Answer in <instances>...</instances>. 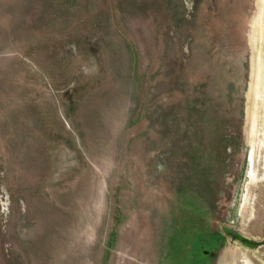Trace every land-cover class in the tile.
Returning a JSON list of instances; mask_svg holds the SVG:
<instances>
[{"label": "rangeland", "instance_id": "rangeland-1", "mask_svg": "<svg viewBox=\"0 0 264 264\" xmlns=\"http://www.w3.org/2000/svg\"><path fill=\"white\" fill-rule=\"evenodd\" d=\"M263 121L264 0H0V264H264Z\"/></svg>", "mask_w": 264, "mask_h": 264}, {"label": "bare ground", "instance_id": "bare-ground-1", "mask_svg": "<svg viewBox=\"0 0 264 264\" xmlns=\"http://www.w3.org/2000/svg\"><path fill=\"white\" fill-rule=\"evenodd\" d=\"M263 126H264V121H263ZM262 130H263V132H262V135H261V139H260L258 144L254 143V151L252 153V160H253L252 178L254 180H256L258 177H260L261 176L260 173L262 172V170H264V127H263ZM227 252H230V250H227ZM230 253L232 254L233 252H230ZM234 256H235V259H236L235 262L243 263L241 261V258L243 256L238 255L237 253H235Z\"/></svg>", "mask_w": 264, "mask_h": 264}, {"label": "crops", "instance_id": "crops-1", "mask_svg": "<svg viewBox=\"0 0 264 264\" xmlns=\"http://www.w3.org/2000/svg\"><path fill=\"white\" fill-rule=\"evenodd\" d=\"M50 254H53L52 253V250H50ZM54 252V251H53ZM56 254L58 253V249H57V247H56V252H55ZM51 256V259H50V264H55V262L53 261V259H52V255H50ZM54 259H55V257H54ZM56 262H57V260H56ZM40 263H42V262H40Z\"/></svg>", "mask_w": 264, "mask_h": 264}, {"label": "flooded vegetation", "instance_id": "flooded-vegetation-1", "mask_svg": "<svg viewBox=\"0 0 264 264\" xmlns=\"http://www.w3.org/2000/svg\"><path fill=\"white\" fill-rule=\"evenodd\" d=\"M249 202H251V201H249ZM227 250H229V249H228V248H225V252H227ZM205 252L208 253V251H205ZM230 252H232V251L230 250ZM230 252H227V253H230ZM214 254H215V252H213V251L210 252V255H211V256H214ZM230 255H231V253H230ZM230 255H229V256H230ZM225 257H226V255H225Z\"/></svg>", "mask_w": 264, "mask_h": 264}]
</instances>
